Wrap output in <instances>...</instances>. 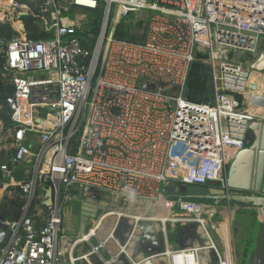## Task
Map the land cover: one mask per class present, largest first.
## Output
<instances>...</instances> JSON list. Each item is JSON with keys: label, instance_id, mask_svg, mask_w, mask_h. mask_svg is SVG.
Listing matches in <instances>:
<instances>
[{"label": "built area", "instance_id": "2783aa9c", "mask_svg": "<svg viewBox=\"0 0 264 264\" xmlns=\"http://www.w3.org/2000/svg\"><path fill=\"white\" fill-rule=\"evenodd\" d=\"M100 5L99 33L84 46V12ZM24 16L54 37L29 40ZM0 22L18 32L5 50L3 76L15 92L7 99L12 126L0 123V202H24L22 218L4 222L10 238L0 264H95L102 250L110 257L103 264L120 256L127 264H206L209 254L237 264L236 207L167 193L174 182L230 192L229 167L259 118L248 105L260 75L251 62L264 51V0H3ZM120 24L131 27V41L115 37ZM194 62L211 69L214 91L201 104L187 97ZM87 199L107 205L83 235L64 236L66 209ZM142 221L156 223L165 247L137 262ZM170 225L196 226L204 245L171 248ZM80 245L89 248L76 256Z\"/></svg>", "mask_w": 264, "mask_h": 264}, {"label": "water", "instance_id": "95a60500", "mask_svg": "<svg viewBox=\"0 0 264 264\" xmlns=\"http://www.w3.org/2000/svg\"><path fill=\"white\" fill-rule=\"evenodd\" d=\"M251 68L260 73L259 80L264 84V51L259 52L258 58H255V60L251 62ZM213 91L214 89L211 85L208 88V95L211 96ZM249 131L254 137L253 142L250 143L248 137V147H245L239 152L236 159L229 167L228 187L230 192L217 187L185 185L179 187V192L193 199L212 200L215 202V205H220V203L225 202L223 205L232 206V203L235 202L244 206L252 205L255 208L264 209V120L257 119L251 122ZM30 146H32V144ZM171 190H175V188L172 187ZM48 196L51 200V191ZM178 201L196 203L193 201H185L183 198L178 199ZM50 204L51 201L47 205L49 206ZM106 205L107 204L94 199H87L84 202H79L78 210L80 223L78 236L86 232V229L90 225L89 220L95 219L99 211ZM5 221L4 218H0L1 246L7 245L10 238V232L7 226L4 225ZM127 223L128 220L123 218L116 235L121 245L124 244L123 234L129 230ZM194 227L193 231L189 233H183L181 229H177V233L174 236V243L181 249L191 248L195 244L203 246L204 243L198 236L197 227ZM140 230L141 234L138 235L135 248L132 250L135 257L140 254L143 244L149 243L151 240L156 241L160 237V232L156 228V223L153 221H142L140 223ZM142 251L144 255L151 254L144 251V249ZM211 258L214 264H216V257L211 255ZM118 262L119 264H127L123 261L121 256L118 258ZM95 264H103V262L100 261L98 263L97 261ZM254 264H263L262 256L259 252L256 255Z\"/></svg>", "mask_w": 264, "mask_h": 264}, {"label": "trees", "instance_id": "16d2710c", "mask_svg": "<svg viewBox=\"0 0 264 264\" xmlns=\"http://www.w3.org/2000/svg\"><path fill=\"white\" fill-rule=\"evenodd\" d=\"M24 1V0H20ZM88 16V23L86 24L85 31L80 34L82 44L85 46V39L88 34H93L94 38L97 36L100 30L101 22L103 19V6L100 5L97 10H89L86 12ZM21 20L25 25L26 34L29 40L32 41H41L46 39H51L54 37L53 33L41 32L37 29L36 21L31 17H22ZM131 27H127L124 24H120L117 27V32L115 37L119 40H132L130 35ZM18 36V32L12 27L11 24H3L0 22V123H3L6 128L12 126L11 122V110L7 105V99L11 97L15 88L9 84L7 78L4 75V67L6 65V44L12 41L15 37ZM199 58L207 59V56L200 55ZM211 86V69L210 67L203 62H194L191 65L188 81H187V90H188V101L192 103H203L206 100H209L211 96L208 95V88ZM3 160H1L2 162ZM2 182L0 180V188ZM180 183L174 182L172 187L175 190H168L167 198L170 200H178L183 198L185 201H193L196 203H206V204H215L212 200H202V199H193L188 197L185 194L179 192ZM208 187H217V184H209ZM225 204V202L220 203V205ZM244 206L239 203H232V206ZM23 206L24 202L17 198L13 204H10L6 198H3L0 202V218L5 220L15 222L22 218L23 216ZM252 206V205H249ZM1 247V245H0Z\"/></svg>", "mask_w": 264, "mask_h": 264}, {"label": "crops", "instance_id": "0c3cea01", "mask_svg": "<svg viewBox=\"0 0 264 264\" xmlns=\"http://www.w3.org/2000/svg\"><path fill=\"white\" fill-rule=\"evenodd\" d=\"M258 58V55L256 56ZM252 80L258 81L256 78L252 77ZM260 83V81H258ZM261 84V83H260ZM260 86L258 88H254V94L249 103L248 107L253 109L254 113H257L259 116V120H264V84L262 90H260ZM258 95V96H257ZM79 202V201H77ZM71 210H69L70 205H72ZM68 206L64 213L66 228L68 227L69 234L65 232L66 237L74 239L78 236V228L80 223L79 218V210L77 211V203L73 202ZM234 209L235 216L234 222L232 225L233 234V243L236 251V263L237 264H254L255 258L258 252L262 256V262L264 264V209L255 208L253 206H235ZM75 213L78 214V218L75 217ZM220 218H218L219 220ZM236 222L238 225H236ZM220 234L223 237L224 230L227 232V224L223 223L220 225ZM66 229L64 228V231ZM214 230V229H213ZM221 244V242H219ZM98 242L94 241L93 245H97ZM222 245V244H221ZM171 248L179 249L180 247L171 243ZM88 246L80 245L74 249V254L76 256L81 255L88 250ZM111 249V248H110ZM106 251L102 250V256L105 260H101V262L108 261L110 257L106 256ZM142 259V258H141ZM140 259V260H141ZM100 262V260H94V263ZM209 264H214V261L210 258L209 254ZM207 261V262H208ZM259 263V262H257Z\"/></svg>", "mask_w": 264, "mask_h": 264}, {"label": "flooded vegetation", "instance_id": "af4514ba", "mask_svg": "<svg viewBox=\"0 0 264 264\" xmlns=\"http://www.w3.org/2000/svg\"><path fill=\"white\" fill-rule=\"evenodd\" d=\"M249 139H250V143L253 142V140H254V137H253L252 133L250 134V132H249ZM246 147H248V144ZM245 194H247V193H245ZM76 203H77L76 207L79 208V203L78 202H76ZM77 211H78V209H77ZM75 217L78 218L77 213H75ZM79 218H80V216H79ZM89 223H91V219L89 220ZM194 228H195L194 226H189V227H184V228L180 227L178 229H181L183 231V233H189V232H192ZM176 233H177V230H176V232H174L173 230L172 231L169 230V234L171 237L170 238L171 243H174V236L176 235ZM159 234H160V237L158 240H156V241L151 240L149 243L143 244L142 250L144 249V251H146L147 253H151V254L163 250L164 240H163L162 234L161 233H159ZM142 250H141L140 254L144 255V252Z\"/></svg>", "mask_w": 264, "mask_h": 264}, {"label": "rangeland", "instance_id": "374dc122", "mask_svg": "<svg viewBox=\"0 0 264 264\" xmlns=\"http://www.w3.org/2000/svg\"><path fill=\"white\" fill-rule=\"evenodd\" d=\"M84 13H86V12H84ZM86 15V14H85ZM86 18H88V16L86 15ZM253 110V109H252ZM75 203V202H74ZM72 206H73V204L72 205H70V207H69V210H71V208H72ZM72 211V210H71ZM232 225H233V223H232ZM236 225H238V223L236 222ZM129 227V226H128ZM64 228L66 229L65 231H64V234H65V232H66V234L68 233L69 234V231H68V227L66 228V223L64 224ZM178 228H180L179 226H172V225H170V227H169V230H173L174 232H176V230L178 229ZM232 228V227H231ZM216 230H218V232H216V230L214 231V235H215V238L217 239V237H218V234H219V228H215ZM216 232V233H215ZM233 234H234V232H233ZM106 256L107 257H109L107 254H106ZM207 256H208V254H207ZM143 256H141V255H138L137 256V258H136V261L138 262V261H140V259L142 258ZM207 260H206V264H209V257H207L206 258ZM208 261V262H207Z\"/></svg>", "mask_w": 264, "mask_h": 264}, {"label": "bare ground", "instance_id": "6f19581e", "mask_svg": "<svg viewBox=\"0 0 264 264\" xmlns=\"http://www.w3.org/2000/svg\"><path fill=\"white\" fill-rule=\"evenodd\" d=\"M3 0H0V2H2ZM18 25V24H17ZM259 77H260V75H258V74H255L254 76H253V78H256L258 81H260L259 80ZM252 82H251V86L253 87V88H258L259 86H260V90H262V88H263V83H259L258 81H256V80H251ZM264 92V91H263ZM258 96V95H257ZM254 110H252V112H253Z\"/></svg>", "mask_w": 264, "mask_h": 264}]
</instances>
